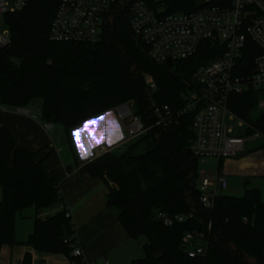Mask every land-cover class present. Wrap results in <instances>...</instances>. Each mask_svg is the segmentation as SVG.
Wrapping results in <instances>:
<instances>
[{
  "label": "trees",
  "instance_id": "16d2710c",
  "mask_svg": "<svg viewBox=\"0 0 264 264\" xmlns=\"http://www.w3.org/2000/svg\"><path fill=\"white\" fill-rule=\"evenodd\" d=\"M61 1L27 0L23 9L4 16L10 44L0 50V107L26 109L34 100H41L40 121L60 125L75 153L71 135L77 127L133 103L134 115L147 131L120 152L96 157L79 170V175L106 182V206L128 237L146 239L144 256L128 264H264V199L260 191L245 189L240 197L220 193L211 209L202 208L196 188L199 161L187 153L194 141L192 116L167 129H150L155 122L151 100L181 108L182 94L193 73L217 57L216 46L201 43L195 55L176 61L171 69L154 62L131 33L130 0L105 13L97 40L53 42L48 35ZM163 3L166 14L190 13L198 0ZM157 5L150 3L152 10ZM258 54L257 46L247 38L239 62L243 74L251 72ZM145 75L157 85L152 98ZM258 96L250 92L231 100L232 110L261 134L262 142L248 152L264 149V114L255 120L251 116ZM223 161L217 163L218 172ZM0 189V249L24 245L41 254L73 260L77 239L71 215L66 217L60 210L64 198L59 180L45 172L35 153L17 148L10 131L2 127ZM29 208L36 212L55 209V213L35 219L32 233L18 242L16 218ZM159 215H183L185 219L165 226ZM189 232L203 235L204 257L189 258L184 251L182 240ZM29 262L26 255L22 264Z\"/></svg>",
  "mask_w": 264,
  "mask_h": 264
},
{
  "label": "built area",
  "instance_id": "2783aa9c",
  "mask_svg": "<svg viewBox=\"0 0 264 264\" xmlns=\"http://www.w3.org/2000/svg\"><path fill=\"white\" fill-rule=\"evenodd\" d=\"M27 0H0V17L23 9ZM129 0H62L49 30V40L59 43H87L97 40L103 16L112 6ZM165 0H130L129 27L132 35L141 43L154 62L165 66L174 64L197 52L203 42H211L219 54L213 60L200 65L192 75L187 90L182 94L183 106L172 109L166 104L151 100V114L155 122L150 127L167 129L185 116H192L191 129L194 141L190 150L199 165L209 160H225L245 152L246 145L261 138V134L241 119L233 110L231 100L235 96L253 92L258 94L256 106L264 114V0H198L197 8L190 13L166 14ZM150 3H159L152 10ZM249 38L259 49L249 74L241 72V53ZM10 44L9 32L0 33V50ZM150 98L157 85L150 75H145ZM116 118L126 125L120 141L115 145H100L91 160L104 154L119 152L147 131L134 115L133 103L115 108ZM132 121L126 124L127 119ZM235 123V124H233ZM46 128L50 126L45 125ZM245 130L237 132V129ZM252 131V135H248ZM196 188L199 202L204 209H211L215 198L227 188L220 172L199 170ZM62 196V195H61ZM60 210L70 217L63 199ZM165 226L184 221L183 215L169 217L159 215ZM203 235L186 233L183 248L189 258L204 257L206 247ZM78 245V243H77ZM72 261L68 264H108L107 260L88 263L81 247L72 249Z\"/></svg>",
  "mask_w": 264,
  "mask_h": 264
},
{
  "label": "crops",
  "instance_id": "0c3cea01",
  "mask_svg": "<svg viewBox=\"0 0 264 264\" xmlns=\"http://www.w3.org/2000/svg\"><path fill=\"white\" fill-rule=\"evenodd\" d=\"M39 113L40 110L37 111L31 106L26 109H1L0 107V127L10 131L17 148L35 153L36 159L42 161L45 172L48 175H55L59 180V190L68 206L75 237L83 251L85 261L97 263L107 260L108 264H128L132 260L140 259L137 258L139 247L135 243L138 240L128 237L115 213L106 206L108 194L106 182L86 174L79 175L80 168L89 160L87 155H81L77 139L87 153L91 152V154L98 145H113L119 142L117 129L109 131V121L112 120H106L94 126L96 131L104 134L102 142L95 146H91L89 135L95 137L96 131L90 133L86 129L84 136L80 134L78 137L73 136V131L71 138L75 148L74 153L62 127L48 124L50 127L46 128L47 124L40 121ZM109 139L112 140L111 144L108 142ZM252 148V145L247 144L245 153L225 159L220 173L225 178L243 177L244 192L245 189H258L264 199V149L248 152ZM1 198L2 190L0 189V201ZM26 211L19 215V219L31 220L29 227L22 225V228L28 229L29 234L23 236L17 217L15 233L18 242L25 241L32 233L35 219H44L55 213V209L43 212H36L33 209L25 216ZM143 244L140 245L141 248ZM7 249L0 257V264H22L26 255L30 257L29 264L69 263V259L64 255L41 254L27 246L7 247Z\"/></svg>",
  "mask_w": 264,
  "mask_h": 264
},
{
  "label": "rangeland",
  "instance_id": "374dc122",
  "mask_svg": "<svg viewBox=\"0 0 264 264\" xmlns=\"http://www.w3.org/2000/svg\"><path fill=\"white\" fill-rule=\"evenodd\" d=\"M5 32H9L8 26H7L6 22H5V20L3 19V17H0V33H5ZM41 104H42L41 100L36 99V100H34L32 102L31 108L39 111L40 108H41ZM1 109H4V108H1ZM5 109H7V108H5ZM109 113H111L113 118H116L115 109L111 110ZM261 114H263V113L258 110L257 106L251 110V116H252V118L254 120L257 119ZM233 124H235V123H233ZM244 130H245V128H244ZM244 130H243V128L242 129L240 128V129H237L236 131L237 132H243ZM261 142H262L261 138L258 137L256 141L251 142L249 144L252 145V147H254L255 145H257V144H259ZM117 143H115V144H117ZM115 144H113V145H115ZM94 151H93L92 155H94ZM115 152L117 153V152H119V150L116 149ZM217 165H218L217 161L209 160L206 163L200 164L199 165V170H205V171H208V172H216L217 171ZM226 182H227V188L224 191H222V194L229 195V196H235V197H240V196H242L244 194L245 179H243V177H241V176L227 177L226 178ZM30 210L33 211V208L27 209V211L25 212V216H27L26 214H28V211H30ZM17 221L19 223L20 230L23 233V236H27V234H29L27 232H29V231H28V229L26 230L24 227L22 228V225H26V226L29 227L31 220L19 219V216H18ZM145 241H146V239L144 237H141V238L138 239V242H135V243H137V245L139 247V249H138V257L137 258H142L144 256V252H143V250H142L140 245L142 243H144ZM22 246H24V245H17V247H22ZM7 250L8 249H7L6 246L3 247L0 250V257H2V253L6 252Z\"/></svg>",
  "mask_w": 264,
  "mask_h": 264
},
{
  "label": "snow or ice",
  "instance_id": "6c2138e0",
  "mask_svg": "<svg viewBox=\"0 0 264 264\" xmlns=\"http://www.w3.org/2000/svg\"><path fill=\"white\" fill-rule=\"evenodd\" d=\"M106 115H108V114H106ZM106 115L96 117L93 120L85 121L84 127L74 131L73 136L78 137L80 134H83L86 129H88L90 133L93 131H96L94 126L100 125L106 119ZM109 125H110V128H109L110 132L114 131L115 128L118 127L117 125H115V122H113V121H109ZM103 138H104V134L102 132H98V131H96L95 137H93L92 135H89V140H90L91 146H95L96 144L102 142ZM108 142H109V144H111L112 140L109 139ZM77 146L80 148V152H81L82 156H86L88 154L87 151L80 145L79 139H77Z\"/></svg>",
  "mask_w": 264,
  "mask_h": 264
},
{
  "label": "water",
  "instance_id": "95a60500",
  "mask_svg": "<svg viewBox=\"0 0 264 264\" xmlns=\"http://www.w3.org/2000/svg\"><path fill=\"white\" fill-rule=\"evenodd\" d=\"M165 67H167L168 69H171V68L173 67L172 62H171V61H167L166 64H165ZM127 106H128V108H130V107H131V103H130V102L127 103ZM106 114H108V115H106ZM103 115H106V119H105L104 121H106V120H112L113 122H115V125L118 126V127H116V129H117V131H118V133H119V141H120L121 137L123 136V133H124L125 130H126V125H125V123H123V122H122L120 119H118V118H113L112 115H111V113H109V112H108V113H105V114H103ZM92 120H93V119H92ZM104 121H103V122H104ZM131 121H132L131 118L127 119L126 124H129ZM103 122H102V123H103ZM102 123H101V124H102ZM83 127H84V123H83L82 125H80L79 127H77L76 130H77V129H80V128H83ZM76 130H74V131H76ZM84 133H85V132H84ZM84 133L81 134V135L84 136ZM187 153L190 154V155H192V151H191L190 149L187 151ZM91 157H92V154H91V152H89V153L87 154V159H88L89 161H91ZM160 257H161V254L157 255V258H160Z\"/></svg>",
  "mask_w": 264,
  "mask_h": 264
}]
</instances>
